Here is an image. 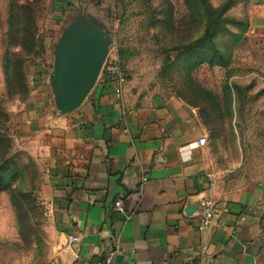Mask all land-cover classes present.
I'll use <instances>...</instances> for the list:
<instances>
[{"label":"rangeland","instance_id":"obj_1","mask_svg":"<svg viewBox=\"0 0 264 264\" xmlns=\"http://www.w3.org/2000/svg\"><path fill=\"white\" fill-rule=\"evenodd\" d=\"M204 2L222 8L216 60L196 45L202 1L0 0V168L10 180L0 189V264H47L60 243L40 156L52 122L72 112L57 108L50 78L78 19L103 38L102 67L119 62L123 93L174 98L205 128L213 200L254 188L264 197V40L250 31L249 0Z\"/></svg>","mask_w":264,"mask_h":264},{"label":"crops","instance_id":"obj_2","mask_svg":"<svg viewBox=\"0 0 264 264\" xmlns=\"http://www.w3.org/2000/svg\"><path fill=\"white\" fill-rule=\"evenodd\" d=\"M249 4L250 31L264 40V0ZM205 131L178 100L118 98L99 75L44 134L40 162L60 239L47 264H264L258 189L214 200L208 228L198 227L212 180L208 145L192 143Z\"/></svg>","mask_w":264,"mask_h":264},{"label":"water","instance_id":"obj_3","mask_svg":"<svg viewBox=\"0 0 264 264\" xmlns=\"http://www.w3.org/2000/svg\"><path fill=\"white\" fill-rule=\"evenodd\" d=\"M76 20L56 45L52 91L61 113L73 111L95 85L106 54L103 38L92 28Z\"/></svg>","mask_w":264,"mask_h":264},{"label":"built area","instance_id":"obj_4","mask_svg":"<svg viewBox=\"0 0 264 264\" xmlns=\"http://www.w3.org/2000/svg\"><path fill=\"white\" fill-rule=\"evenodd\" d=\"M101 72L108 77L113 82L114 93L119 98L123 93V71L117 60H111L108 65L102 67ZM208 142L206 135H202L198 138L196 142H193L194 147L204 146ZM215 201L211 197L203 198L199 203V220L198 227L200 230H205L208 228L212 218L215 214ZM115 207L117 209L121 208V201L117 200L115 202ZM244 219V217H242ZM108 259H106L102 264H107Z\"/></svg>","mask_w":264,"mask_h":264},{"label":"trees","instance_id":"obj_5","mask_svg":"<svg viewBox=\"0 0 264 264\" xmlns=\"http://www.w3.org/2000/svg\"><path fill=\"white\" fill-rule=\"evenodd\" d=\"M187 3L191 4V2L196 3L197 1H202V4L199 7L194 6V11L201 13V15L205 19V30H204V35L201 39H198L196 41V45L200 46L202 44H207V48L204 50L205 55L203 56L210 59V60H216L214 53H215V48H214V38H215V33H217V28L216 23V17L219 18V15L222 11V8H212L209 5H206L204 0H185ZM219 14V15H218ZM216 17H215V16ZM218 61V60H217ZM10 180L6 179L4 174H3V169L0 168V189H6L9 187Z\"/></svg>","mask_w":264,"mask_h":264}]
</instances>
